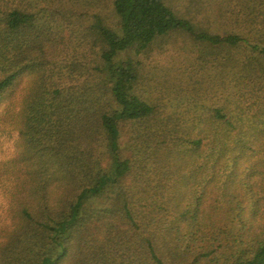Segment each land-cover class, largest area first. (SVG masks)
I'll return each mask as SVG.
<instances>
[{"label":"trees","instance_id":"trees-1","mask_svg":"<svg viewBox=\"0 0 264 264\" xmlns=\"http://www.w3.org/2000/svg\"><path fill=\"white\" fill-rule=\"evenodd\" d=\"M77 1L0 0V264H264V0Z\"/></svg>","mask_w":264,"mask_h":264},{"label":"rangeland","instance_id":"rangeland-1","mask_svg":"<svg viewBox=\"0 0 264 264\" xmlns=\"http://www.w3.org/2000/svg\"><path fill=\"white\" fill-rule=\"evenodd\" d=\"M166 1L182 17L190 18V19L196 18L195 20H197L201 24H206L208 22L213 26L217 24V21L220 22L226 21L225 18L227 17L224 15V11H226L230 7V5L235 3V0H166ZM110 6H111V0H78L77 1L78 11H84V12L86 11L89 14L97 11L98 9L99 11L103 9L104 12H107L110 9ZM165 43H163L161 47H159L156 50L157 57L161 58L163 56L164 59L167 58V60L169 61L172 56V58H174L172 64L179 63L181 57H177L178 48L173 49L171 48V45L169 43L168 44ZM164 48L166 51L161 53L160 51L164 50ZM175 49H176V55L174 54ZM158 52L161 54H159ZM29 84L30 83H27L26 79H24L21 82L15 93L16 97L14 99V103H18L19 100L18 97L20 92L25 88L26 85ZM17 105L13 107L12 114H15V111L17 110ZM12 118H13L12 122H14V116ZM11 127H13L11 123H6L5 120L0 119V157L4 155V151L7 153L8 148L12 150V141H13V137L16 135V132L10 131L8 133V131H4V128L10 129Z\"/></svg>","mask_w":264,"mask_h":264}]
</instances>
